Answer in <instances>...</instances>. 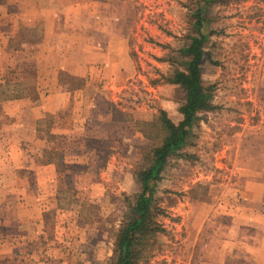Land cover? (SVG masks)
Here are the masks:
<instances>
[{
	"label": "rangeland",
	"instance_id": "1",
	"mask_svg": "<svg viewBox=\"0 0 264 264\" xmlns=\"http://www.w3.org/2000/svg\"><path fill=\"white\" fill-rule=\"evenodd\" d=\"M102 1L98 3L104 5ZM198 1L130 0L134 16L127 48L133 71L119 79L112 74L110 85L117 89L102 91L87 84L70 89L78 104L67 102L58 119L49 115L35 126L31 117L39 114L43 93L35 85L38 60L18 55L0 59L5 81L19 84L13 92L23 94L20 99L25 102L0 103V129L19 119L23 145L35 144V137L47 139L42 161L59 166L54 177L59 191L43 204L40 235L54 249L45 255L58 264H111L126 199L134 201L139 193L137 172L147 164L146 151L162 138L159 110H165L176 125L183 119L179 109L185 92L165 83L164 76L173 70L169 58L178 56L186 37L194 34ZM77 3L81 8H69ZM88 3L31 0L29 7L21 6L17 12L45 22L61 14V22L51 26L52 32L64 30L61 41L55 35L48 46L57 50L40 60L45 70L66 68L65 73H57L65 84L77 81L72 68L87 60L82 52L87 49V31H98L95 26L106 17L130 12L122 4L103 8ZM205 17L211 21L205 30L209 59L203 64L202 81L215 86L217 108L203 113L193 129L186 152L194 159L175 158L166 166L156 193L163 213L155 218L165 231L134 237L132 249L140 256L139 264H264L263 233L248 219L252 210L264 209V0H218L209 4ZM73 27L81 31L72 32ZM108 27L127 30L129 25L123 19ZM23 33L34 41L42 37L40 25ZM73 34H77L75 42H71ZM15 44L17 37L11 47ZM115 45L123 47L119 41ZM107 91L114 97L113 121L88 118V99ZM19 111L28 118L21 121ZM94 130L98 134L91 137ZM16 174L24 180L21 170ZM46 190L51 196L55 187ZM14 197L10 203L21 205L23 214L38 211L34 201Z\"/></svg>",
	"mask_w": 264,
	"mask_h": 264
},
{
	"label": "crops",
	"instance_id": "2",
	"mask_svg": "<svg viewBox=\"0 0 264 264\" xmlns=\"http://www.w3.org/2000/svg\"><path fill=\"white\" fill-rule=\"evenodd\" d=\"M30 1L0 0V59L18 55L23 57V60L25 58L32 59L33 61L35 59L36 62L38 60V67L36 69H39L38 71L35 69L34 72L38 74L36 77L38 81L35 85L37 90H43V93L42 95L40 94L41 105L39 106V114L31 117L35 126L37 120L45 119L49 115L58 119L60 113L65 109L67 102L70 105L78 104L77 99L73 98L74 96L69 93L72 88H79L81 85L83 87L85 84L91 88H101L102 91L118 88L116 85H110L112 74L116 75L119 79L125 72L130 73L134 69L129 56V48H127L134 15L130 0H119L118 2L103 0L104 5L99 4V0H89L88 6L90 7L111 8L115 4H122L124 10H130V12H122L119 18H112L113 16L104 18L103 24L95 26L98 27V31H95L94 28L91 30V33L89 32L90 30H82L88 32L86 34L88 39L87 49H82V52L87 53V60L85 63H77L72 68V73L78 78L76 79L77 81L72 80L71 84H65L63 77L61 75L57 77V73H65L66 68H63V70H59L58 68L45 70L40 60L41 57L50 56V51L57 50V46L53 50H49L48 46L55 35L57 36L56 40L61 41L64 30L52 32L51 27L61 22V14L59 16L55 14V17L50 22H45V18L42 21L32 19L31 16H27L26 14L19 15L17 12L21 10V6L29 7ZM69 8L78 9L81 7L77 3L71 5ZM12 9H15V11H12ZM38 14L41 16V12ZM123 19L128 21L129 28L127 30L123 28L113 30L108 27L116 21ZM39 21H42V23ZM38 25H40L42 32L40 40L34 41L32 36L26 37L24 33L22 34V30H25L27 27L33 30ZM101 25L104 27H101ZM71 31L76 33L81 30L73 27ZM76 35H72L71 42L77 41L75 39ZM16 37L18 44L11 47L12 40ZM116 41H119L123 47L116 49ZM75 48L80 49L81 47L77 45ZM75 52H79V50ZM75 52H73V55L76 54ZM113 53L117 55V58L114 60H112ZM61 54L64 56L63 52ZM96 57H99L98 61ZM48 72L51 73V78H48ZM44 73H48V75L43 77ZM1 75L2 73L0 74V83H3L6 78ZM47 78L48 80L46 81ZM101 83H104V86H101L103 85ZM109 94H111L110 91L102 92L98 97H90L88 99L86 102L89 109L88 118L91 115L90 119H94V121H113L112 104L115 102L113 100L114 97L112 98ZM22 101L24 102V99L8 101L7 105L10 103H21ZM19 114H21V121L28 118L25 112L19 111ZM30 115L29 113V117ZM23 133V123H19V119H15L12 125L0 129V264H58L56 258L45 255V253L51 255L49 251L53 248L48 247L40 235L44 232L42 218L43 204L50 197L51 201L53 198H56L57 191H59L54 178L57 177L59 166L57 162L51 160L42 161L43 151L48 148L46 147V143H48L47 139H37L34 131L33 136L35 138L33 140L35 144L25 143L23 145L22 140L20 141L19 139L23 136ZM51 133L52 135L56 133L61 134L60 131H52ZM63 133L67 134L68 132L65 130ZM97 134L96 130H94V136L91 137H96ZM38 142H40L39 146ZM18 170H21V175L25 176L24 180L17 177L16 171ZM17 184H23V187H18ZM46 187H55L51 196ZM14 195H18L19 199L23 202L34 201V203H37L38 211L34 212L33 215L23 214L21 205L10 203L11 200H15L16 197ZM21 216L24 218L22 219ZM32 219H34L33 222ZM248 219L251 222L250 226L255 228L257 232H262L264 236V209L252 210ZM261 249H264V239ZM32 254L35 255L33 256ZM219 255L222 257V252ZM98 262L96 264H104V261L102 263Z\"/></svg>",
	"mask_w": 264,
	"mask_h": 264
},
{
	"label": "trees",
	"instance_id": "3",
	"mask_svg": "<svg viewBox=\"0 0 264 264\" xmlns=\"http://www.w3.org/2000/svg\"><path fill=\"white\" fill-rule=\"evenodd\" d=\"M216 1L218 0L198 1L193 16L194 34L186 37V42L178 50V56L169 58L173 70L169 75L164 76V80L165 83L180 86L185 92V102L179 109L183 119L179 125H176L165 110H159L162 138L158 144H153L146 151L147 164L137 172L141 187L139 193L134 201L126 199L127 210L114 235L111 264H139L140 256L132 249L134 237L137 234L150 235L165 231L155 221L156 216L163 213L157 206L156 197L162 174L171 159H194V154L186 152L193 129L203 113L217 108L214 103L215 86L206 85L202 81L203 64L209 59L205 50L207 42L205 30L211 21L205 17V14L209 4ZM18 86L19 84L8 81L0 83V103L22 98L23 94L13 92Z\"/></svg>",
	"mask_w": 264,
	"mask_h": 264
}]
</instances>
